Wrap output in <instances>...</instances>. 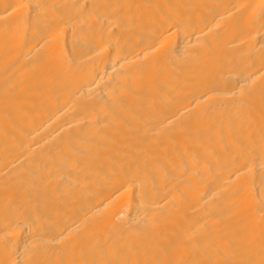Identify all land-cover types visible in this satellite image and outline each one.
I'll return each instance as SVG.
<instances>
[{"label":"bare ground","instance_id":"1","mask_svg":"<svg viewBox=\"0 0 264 264\" xmlns=\"http://www.w3.org/2000/svg\"><path fill=\"white\" fill-rule=\"evenodd\" d=\"M0 264H264V0H0Z\"/></svg>","mask_w":264,"mask_h":264}]
</instances>
